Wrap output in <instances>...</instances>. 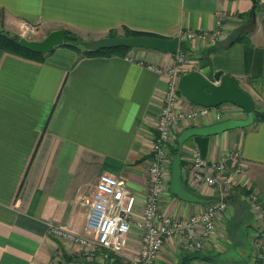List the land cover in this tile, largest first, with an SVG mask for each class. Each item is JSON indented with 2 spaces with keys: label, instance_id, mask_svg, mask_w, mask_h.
<instances>
[{
  "label": "crops",
  "instance_id": "crops-1",
  "mask_svg": "<svg viewBox=\"0 0 264 264\" xmlns=\"http://www.w3.org/2000/svg\"><path fill=\"white\" fill-rule=\"evenodd\" d=\"M253 5L252 0H0V26L18 34L28 21L40 27L42 37L69 29L95 39L125 27L180 36L187 47L183 73L210 64L232 75L264 109V0H258L255 21ZM216 30L220 36L215 40L184 36ZM242 35L246 39H238ZM175 59L176 54L145 48L125 56L81 57L60 45L40 61L0 49V264L57 263L60 244L50 224L87 234L90 202L103 173L125 179L142 210L149 153L167 88L166 77L150 66L164 67ZM193 105L184 99V107ZM222 105L233 111L226 119L247 117L234 104ZM214 123L213 115L204 116L178 131ZM232 150L245 161L239 186L258 193L264 206V122H259L190 137L181 149L182 180L208 202L178 198L168 176L161 210L185 219L221 199L217 188L192 185V155L198 151L205 160H217ZM239 203L231 198L229 210L218 218L217 234L187 264H264V231L256 239V213L251 204ZM138 245L134 233L130 252ZM185 253L180 238H170L157 264H180Z\"/></svg>",
  "mask_w": 264,
  "mask_h": 264
},
{
  "label": "built area",
  "instance_id": "built-area-1",
  "mask_svg": "<svg viewBox=\"0 0 264 264\" xmlns=\"http://www.w3.org/2000/svg\"><path fill=\"white\" fill-rule=\"evenodd\" d=\"M221 25L222 18L217 21ZM23 31L31 33L34 25L28 21L21 24ZM188 40H215L216 32L187 31ZM187 53L179 49L173 64L153 67L166 77L167 88L161 97V112L156 133L149 153V187L145 203L138 212V197L125 179L103 173L100 175L92 195L87 219L86 233H75L51 223V234L64 242L77 243L87 255V259L98 264H113L120 259L123 264H157V259L168 239L178 237L182 248L190 253L202 250L208 240L217 232V221L223 212L229 210L226 196L239 186L238 178L244 173L245 161L237 150L229 151L217 160H205L198 151L193 153L191 162V183L196 188H217L221 199L207 204L205 210L185 219H178L161 210L164 190L171 171L168 169L167 146L171 142L172 127L179 122L190 124L204 116L213 115L216 122L225 120L218 107H205L194 104L184 107L185 97L179 90V78L184 72ZM245 199L258 212L256 239L264 231V208L259 202V194L251 191ZM137 233V251H131L133 234ZM61 259V255L60 258Z\"/></svg>",
  "mask_w": 264,
  "mask_h": 264
},
{
  "label": "water",
  "instance_id": "water-1",
  "mask_svg": "<svg viewBox=\"0 0 264 264\" xmlns=\"http://www.w3.org/2000/svg\"><path fill=\"white\" fill-rule=\"evenodd\" d=\"M254 5L250 15L256 20L258 0H252ZM65 29L50 32L40 40L19 39V45L36 53L46 54L65 42ZM89 50L127 47L145 48L176 54L181 46L180 36L166 37L156 35H117L103 36L82 42ZM211 50H208L210 54ZM209 60V59H207ZM179 90L190 102L205 106L218 107L224 103L234 104L245 110L247 117L243 119L228 118L207 126H191L183 130L178 137L179 151L173 156L170 190L178 198L189 201L207 203L208 200L188 189L182 180L181 149L184 143L193 136H210L235 128H244L255 121V101L251 94L244 90L237 80L222 70H214L211 65L202 66L198 70L183 73L179 78ZM98 264V263H92Z\"/></svg>",
  "mask_w": 264,
  "mask_h": 264
},
{
  "label": "trees",
  "instance_id": "trees-1",
  "mask_svg": "<svg viewBox=\"0 0 264 264\" xmlns=\"http://www.w3.org/2000/svg\"><path fill=\"white\" fill-rule=\"evenodd\" d=\"M66 32V37H65V42L63 45L69 46L71 48H74L79 55L82 56H112V55H119V56H125L130 50L134 48H127V47H117V48H108V49H101V50H89L86 49L82 42L85 41L82 37H80L78 34L72 32L69 29H65ZM117 35H156L154 33L150 32H145V31H138V30H133L130 28L125 27L123 29V32L120 33L118 30L112 29L108 33L107 36H117ZM19 39L20 36L15 33H11L10 31L5 30L2 26H0V49L5 50L7 52L17 54L20 56H24L27 58L35 59V60H44L46 54H40L36 53L33 51H30L22 46L19 45ZM238 39H246L243 35L239 36ZM187 47L186 45L182 42L180 46V50H186ZM204 60L205 56L202 57ZM207 60V59H205ZM210 65V64H209ZM255 121L254 123H259V122H264V109H261L257 106H255ZM179 151V148H176L174 150V154L176 155ZM188 189L193 191L195 194L203 197L199 193L195 192L192 188L188 187ZM251 188H247L245 186H236L233 189V192H231L230 196H227V201L231 200V198H236L237 201H239L241 204H243L245 207H250L249 203L246 201L244 196L248 195L251 192ZM239 203V204H240ZM195 253H185L182 256V260L180 264H187V261L194 259L195 257H198ZM115 264H122L121 262H116Z\"/></svg>",
  "mask_w": 264,
  "mask_h": 264
},
{
  "label": "rangeland",
  "instance_id": "rangeland-1",
  "mask_svg": "<svg viewBox=\"0 0 264 264\" xmlns=\"http://www.w3.org/2000/svg\"><path fill=\"white\" fill-rule=\"evenodd\" d=\"M33 25H34V31L31 33L25 32L21 28V31L18 33L20 38L24 37V38L29 39V40H40V39L44 38V37H42V32H40V27L37 24L36 25L33 24ZM74 33H76V32H74ZM76 34H78V33H76ZM78 35L80 37H82L85 41L94 39V38H90V36H87V35H84V36H81L80 34H78ZM181 95H182V93H181ZM226 106L227 107H225V106L223 107V105H222V107H221L222 108L221 113H223L224 116H228L233 112L231 109H228V106H230V105H226ZM187 125L188 124L186 122H179L174 127H172L171 134H170L171 142L167 146V157H168L167 163H168V169H170V171L172 168L173 156L175 155L174 150L176 148H179L178 137H179L181 132H179L178 130H179L180 126L182 127V126H187ZM170 176H171V174H170ZM251 208H252V212L255 211V213H256L254 216L257 217L258 212H256V210L253 208V206ZM263 208H264V206H263ZM257 221H259V220H257ZM50 234H51V232H50ZM54 238L57 240L56 242H58L60 244L58 246V248L56 249V251H58V253H56V255H55L56 256L55 261L57 262L55 264H92V263L96 262V261H91V260L87 259V255L83 253L84 250L77 243L75 244V243L68 242V241L64 242V241H61L60 239H58L56 237H54ZM66 244H69V246L72 245L71 247L74 246L76 249L74 250L71 247H65V246H67ZM60 255H61V259H59ZM117 261L121 262L123 264V262L120 259H118ZM116 262H114L113 264H115Z\"/></svg>",
  "mask_w": 264,
  "mask_h": 264
}]
</instances>
